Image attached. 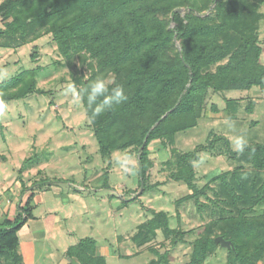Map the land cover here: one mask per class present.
<instances>
[{"label":"trees","instance_id":"obj_1","mask_svg":"<svg viewBox=\"0 0 264 264\" xmlns=\"http://www.w3.org/2000/svg\"><path fill=\"white\" fill-rule=\"evenodd\" d=\"M263 3L264 0H4L0 16L6 23L0 27V48L14 47L17 41L20 43L16 47H23L44 34L50 35L67 67L73 68V60L77 59L86 68L80 69L78 76L72 73L77 88L87 87L97 77L114 78L109 90L117 85L124 88L128 99L89 125L104 159L120 151L138 153L136 193L142 184L143 193L155 187L148 185L151 146L173 147L178 133L196 127L209 90L225 93L257 87L264 92L263 48L259 43V26L264 20L259 9ZM36 57L33 53L32 58ZM37 75L38 69H32L1 83L0 102L46 94L37 88ZM81 102L89 121L93 109L87 106L86 98ZM213 110L217 111V107ZM218 142L224 143L230 160L245 158L255 170L254 178L242 180L241 166L233 173H216L200 189L194 164L201 153L212 149L213 142L209 148L202 146L186 153L173 148L175 171L171 179L190 190L189 195L176 201L177 206L196 200L201 220L207 208L211 209L210 220L202 228L186 231L171 227L169 213L150 210L152 218L139 226L131 240L139 249L157 238L159 232L173 244L184 243L190 233L196 232L187 264H204L221 247L215 243L217 237L231 242V248L226 249L227 264L264 261V214L252 215L264 202V179L259 176L264 172V145H248L237 154L230 149L227 138H216ZM219 181L217 192L210 183ZM208 191L213 193L212 198ZM201 196L208 202L201 201ZM31 198L19 207L23 214L14 222L0 223V264L21 262L17 233L33 217ZM98 248L93 239L81 240L66 255L75 264H107ZM150 252L155 259L148 264H171L167 250L151 248Z\"/></svg>","mask_w":264,"mask_h":264},{"label":"rangeland","instance_id":"obj_2","mask_svg":"<svg viewBox=\"0 0 264 264\" xmlns=\"http://www.w3.org/2000/svg\"><path fill=\"white\" fill-rule=\"evenodd\" d=\"M3 1L0 0V5ZM5 23L6 19L0 16V27ZM259 43L263 48L261 63L264 65V20L259 26ZM17 45L0 48V72L6 71L0 75V84L23 72L38 69L37 88L46 94L0 102V223L11 219L14 222L23 214L18 205L22 198L27 201L31 190V194H36L32 199L38 206L32 210L35 219L30 221L39 225L45 217H51L49 214L59 215L64 229L36 243L40 264H55L61 258L69 260L65 251L86 239H93L99 247L113 251L106 259L107 264H148L155 259L151 248L167 250L171 264H187L192 257L196 232L190 233L184 243L174 244L159 232L157 238L140 249L131 242L132 237L138 233L139 226L152 218L150 210L169 213L171 227L186 231L202 228L210 220V208L205 210L201 220L196 200L177 206L176 201L189 195L190 190L171 179L175 171L173 148L178 153H186L202 146L209 148L213 142L212 149L201 153L194 164L200 189L216 173H233L241 166L242 180L254 178L255 170L245 158L230 160L224 143L215 141L225 137L231 147L232 137L243 134L248 145H264V92L257 87L225 93L209 90L196 127L178 133L173 147L151 146L148 185L155 187L142 193V184L136 193L138 153L120 151L104 159L82 102L76 104L65 92L67 85L73 83V74L78 76V71L86 68L77 59L73 60V68L67 67L50 35L44 34L23 47L17 48ZM33 53L37 54L34 59ZM214 106L217 111L213 110ZM228 120L235 122L233 129L226 126ZM124 155L135 164L134 174L125 173L116 162V156ZM259 176L264 179V172ZM210 184L220 192V181ZM207 194L213 197L212 192ZM39 195H42L40 201ZM135 196L138 197L133 200ZM200 200L208 202L205 196ZM210 207H213L211 203ZM263 214L264 202L252 215ZM227 258L228 251L217 247L204 264H227Z\"/></svg>","mask_w":264,"mask_h":264},{"label":"clouds","instance_id":"obj_3","mask_svg":"<svg viewBox=\"0 0 264 264\" xmlns=\"http://www.w3.org/2000/svg\"><path fill=\"white\" fill-rule=\"evenodd\" d=\"M259 12L264 14V7H261ZM3 74H6V71L0 72V75ZM112 83H114V78L97 77L95 80L90 81L87 87L84 88H77L74 83H69L65 88V92L70 94L74 102L78 105L86 98L87 106L93 109L92 116L89 119L91 123L101 114L112 110L114 106L128 99L122 86L117 85L109 90V85ZM226 126L229 129H233L235 122L228 120L226 121ZM231 147L234 152L241 154L248 147V140L243 134L234 135L231 139ZM115 160L125 173L134 174L135 164L130 157L126 155L116 156Z\"/></svg>","mask_w":264,"mask_h":264},{"label":"crops","instance_id":"obj_4","mask_svg":"<svg viewBox=\"0 0 264 264\" xmlns=\"http://www.w3.org/2000/svg\"><path fill=\"white\" fill-rule=\"evenodd\" d=\"M31 191V190H30ZM28 191V199L32 196V198L36 195L33 193V195ZM43 194V193H40ZM38 196V195H37ZM42 195H39V201L41 199ZM32 200L31 206L33 207V210L38 206L37 201L35 202V199ZM27 199V201H28ZM26 201V202H27ZM24 199L22 198V201L18 205V209L20 206H24L26 202L24 203ZM5 214V213H4ZM5 214L4 216H6ZM51 217H45L44 221L41 222L39 225H34L32 221L35 219L33 216L32 218L28 219L24 225L19 229L17 235L19 239V245H18V253L21 257V262L20 264H40V259L39 256V247L36 244L40 239L45 240L48 238L49 235L51 234H56V233H62L63 226H62V219L59 215H50ZM13 219H11L12 221ZM13 226V224H12ZM75 246V245H73ZM68 249L65 251L67 254ZM106 251V252H105ZM98 253L102 256L105 257V259L108 258L109 254H113V251L108 249V247L105 249L104 247H99L98 248ZM70 260V259H69ZM67 260L65 258L58 259L55 264H75L72 262V260ZM107 261V260H106Z\"/></svg>","mask_w":264,"mask_h":264},{"label":"water","instance_id":"obj_5","mask_svg":"<svg viewBox=\"0 0 264 264\" xmlns=\"http://www.w3.org/2000/svg\"><path fill=\"white\" fill-rule=\"evenodd\" d=\"M178 12H181V9H179ZM178 48L180 49L179 45H178ZM215 243L219 244L221 246V248H225V249H230L231 248V242L230 241H226L223 237H217L215 239Z\"/></svg>","mask_w":264,"mask_h":264}]
</instances>
